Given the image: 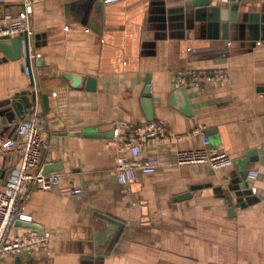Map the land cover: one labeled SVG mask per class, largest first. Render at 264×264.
Instances as JSON below:
<instances>
[{
	"label": "crops",
	"instance_id": "obj_1",
	"mask_svg": "<svg viewBox=\"0 0 264 264\" xmlns=\"http://www.w3.org/2000/svg\"><path fill=\"white\" fill-rule=\"evenodd\" d=\"M234 3L226 39L215 9L227 18L230 1L39 0L31 36L0 40V141L17 139L37 102L38 165L59 177L28 192L18 211L30 221L14 220L9 232L38 233L45 247L0 264H264V0ZM21 5L0 0V17L15 20ZM184 69L227 76L186 90L175 79ZM152 122L168 138L138 158L159 167L122 186L117 158L133 157L118 150L114 125ZM199 126L234 158L231 167L175 164L177 151L202 147ZM243 160L254 181L240 179ZM19 166L17 156L0 154V191ZM248 185L251 193L239 196Z\"/></svg>",
	"mask_w": 264,
	"mask_h": 264
},
{
	"label": "built area",
	"instance_id": "obj_2",
	"mask_svg": "<svg viewBox=\"0 0 264 264\" xmlns=\"http://www.w3.org/2000/svg\"><path fill=\"white\" fill-rule=\"evenodd\" d=\"M39 0H22L21 9L16 19L0 17V40L13 36H31L29 17L32 14L34 4ZM108 4L118 0H101ZM220 3H228L229 0H215ZM28 73V69L25 68ZM226 72L222 69L193 70L184 69L176 73V83L186 90L206 89L220 84L226 79ZM44 122L38 114L37 102L32 107V114L17 125L16 140H1L0 154L10 153L19 158L20 166L15 176L9 178L0 191V257L18 256L21 253H32L39 248H44L46 238L35 232H26L20 236L9 237V232L14 220L30 221V218L19 213V203L31 190H49L59 182L57 174H44L39 168L40 150L44 145ZM113 138L117 141L118 150L129 149L132 160L123 157L117 158L115 172L118 183L122 186L130 184L135 179L137 172L152 174L159 167L155 160H141L138 158L139 150L148 143L164 144L168 133L159 123H145L140 125H127L116 123L112 131ZM193 134L201 136L202 147L193 151H177L175 164L194 165L208 164L213 170L229 168L234 163V158L223 149L210 146L205 136V128L199 126ZM247 178L254 181L256 174L249 172ZM74 194H80V190H74Z\"/></svg>",
	"mask_w": 264,
	"mask_h": 264
},
{
	"label": "water",
	"instance_id": "obj_3",
	"mask_svg": "<svg viewBox=\"0 0 264 264\" xmlns=\"http://www.w3.org/2000/svg\"><path fill=\"white\" fill-rule=\"evenodd\" d=\"M233 5L232 6H230V9H229V11H230V13H229V11H228V17L227 18H224V17H222V13H220L221 11H219V10H216L215 9V12H217L218 14H217V17H216V20H218V22H221L222 23V25H221V30H222V33H224V34H222L223 35V37H224V39H226V30H227V27H228V23L229 22H231V21H233L234 20V18H233V12H234V10H233V8H235V7H233L234 5H235V0H229ZM198 3L200 4V5H203V6H209V0H203V1H201V0H198ZM202 3V4H201ZM4 41H7V39H5V40H3V42ZM11 43L13 44V46H14V49H16L17 47H18V44H19V41L18 40H13V41H11ZM3 50H4V52L10 57L11 56V54L8 52V50H7V48L4 46L3 48H2ZM12 57V56H11ZM68 78H69V76H68ZM73 80L75 81L76 80V78H73ZM184 90L183 89H181V91L180 92H183ZM44 99H45V97H44ZM145 103H146V107H147V111H148V114H146V118H147V121H152V115L150 114V109H151V107H150V101H149V96H147L146 95V98H145V101H144ZM185 106H181L182 107V111L185 113V114H189V112H188V107H187V104H186V101H185ZM236 164H238L239 166H238V169L240 170V172H239V177H240V179L242 180V181H245L246 180V176H247V167H246V164H245V162H244V160H243V162L242 161H238ZM246 188H247V192H244V193H242V194H240L239 196H243V195H248V193H251V189H250V187H249V185L247 186V187H245V190H246ZM18 262V261H17Z\"/></svg>",
	"mask_w": 264,
	"mask_h": 264
}]
</instances>
